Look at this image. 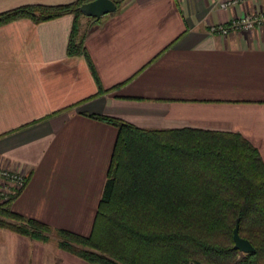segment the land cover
<instances>
[{"label": "crops", "instance_id": "crops-1", "mask_svg": "<svg viewBox=\"0 0 264 264\" xmlns=\"http://www.w3.org/2000/svg\"><path fill=\"white\" fill-rule=\"evenodd\" d=\"M74 1L0 0V13ZM220 1L119 0L96 22L79 19L85 53L75 57L67 54L73 15L1 25L0 166L28 178L10 210L90 234L117 136L92 116L145 130L236 134L264 163V28L209 33L211 24L264 10V0L225 10ZM0 232V252L16 244L21 264L78 263L54 236L43 243Z\"/></svg>", "mask_w": 264, "mask_h": 264}, {"label": "trees", "instance_id": "trees-1", "mask_svg": "<svg viewBox=\"0 0 264 264\" xmlns=\"http://www.w3.org/2000/svg\"><path fill=\"white\" fill-rule=\"evenodd\" d=\"M90 1L15 8L0 13V26L73 15L67 54L79 56L85 53L79 7ZM92 118L114 126L117 136L90 234L53 229L11 211L23 189L0 204V229L43 243L54 236L58 249L87 264H264V163L247 141ZM236 225L253 253L233 249Z\"/></svg>", "mask_w": 264, "mask_h": 264}, {"label": "built area", "instance_id": "built-area-1", "mask_svg": "<svg viewBox=\"0 0 264 264\" xmlns=\"http://www.w3.org/2000/svg\"><path fill=\"white\" fill-rule=\"evenodd\" d=\"M237 3V0H222L220 9H227ZM264 28V10H259L232 19L226 24H211L210 35L226 37L231 33L247 34L255 29ZM27 183L24 170H12L0 166V204L9 201L11 196L21 191Z\"/></svg>", "mask_w": 264, "mask_h": 264}, {"label": "water", "instance_id": "water-1", "mask_svg": "<svg viewBox=\"0 0 264 264\" xmlns=\"http://www.w3.org/2000/svg\"><path fill=\"white\" fill-rule=\"evenodd\" d=\"M117 5L113 0H92L84 3L79 7L80 13L87 18L93 19V22L98 21L101 17L116 11ZM233 249L243 254L253 253L254 249L251 244L241 238L238 234V225L233 230Z\"/></svg>", "mask_w": 264, "mask_h": 264}, {"label": "rangeland", "instance_id": "rangeland-1", "mask_svg": "<svg viewBox=\"0 0 264 264\" xmlns=\"http://www.w3.org/2000/svg\"><path fill=\"white\" fill-rule=\"evenodd\" d=\"M2 233H3V231H2ZM26 255H27V257H29V254H26ZM22 256H25L24 251L21 252L19 247L15 244L14 246H11L10 248H8L6 251L3 250V252H0V264H14V263L15 264H21L22 263ZM47 257L48 256H46V258ZM70 257H72V256H70ZM29 259L31 261L34 260V259H31L30 257H29ZM73 259H75L78 263H71V264H87L78 258L77 259L73 258ZM68 264H70V263H68Z\"/></svg>", "mask_w": 264, "mask_h": 264}]
</instances>
